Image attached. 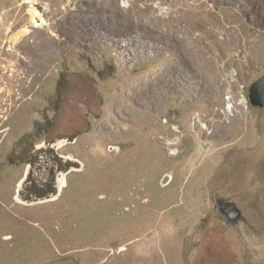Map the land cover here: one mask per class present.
I'll return each mask as SVG.
<instances>
[{"label": "rangeland", "instance_id": "rangeland-1", "mask_svg": "<svg viewBox=\"0 0 264 264\" xmlns=\"http://www.w3.org/2000/svg\"><path fill=\"white\" fill-rule=\"evenodd\" d=\"M261 75L264 0H0V264H264Z\"/></svg>", "mask_w": 264, "mask_h": 264}, {"label": "flooded vegetation", "instance_id": "flooded-vegetation-1", "mask_svg": "<svg viewBox=\"0 0 264 264\" xmlns=\"http://www.w3.org/2000/svg\"><path fill=\"white\" fill-rule=\"evenodd\" d=\"M181 143V142H180ZM175 145V146H174ZM181 144L176 145L173 143V146H171L173 152H177L181 149ZM48 157H50L49 155H47ZM40 160L41 161V165L38 169L34 170L33 172H31V175L33 177H35L34 179H37L39 181H36V184H31L30 185V196H36L40 193H45V190L47 188H45L47 182H51L49 181L50 179H54L53 181L57 183V179L58 176L56 177L57 173H60L61 169H65L67 167V165L65 164L67 162V159H63L64 157H57V160L55 161H50L48 158V160L46 161V156L45 154H41L40 155ZM32 166H29V169L31 170ZM34 169V168H32ZM47 171V179H44L43 175L44 173ZM27 180V179H26ZM53 187V184L50 183L49 187ZM56 187V184L54 185L53 188ZM45 188V189H44ZM212 200L214 201V209L217 213V217L216 219H218L220 222H222L221 225L225 226H230V227H237L239 225H243V224H247L248 221V216L247 213L243 210V207H239V205H237V203L233 200H231L229 197H223L220 196L218 191H215L213 193L212 196ZM234 204V205H233ZM208 256V255H203L201 256V262L205 263L204 258ZM194 262V261H192ZM195 263V262H194ZM193 263V264H194Z\"/></svg>", "mask_w": 264, "mask_h": 264}, {"label": "water", "instance_id": "water-1", "mask_svg": "<svg viewBox=\"0 0 264 264\" xmlns=\"http://www.w3.org/2000/svg\"><path fill=\"white\" fill-rule=\"evenodd\" d=\"M248 99H249V103L252 106L259 107V108H261V107L264 106V75H261L260 77H258L257 79H255L249 85V88H248ZM47 148H48V143L47 142H44L42 144L35 145L34 148H33L34 149L33 152L45 153L46 151H44V150H46ZM33 154H35V153H33ZM47 155H49V152L48 151L46 152L45 156H47ZM56 155L58 157H61L62 156V155H58L57 153H56ZM31 156H32V154H31ZM32 161H36L37 162L38 159H34L33 158ZM75 163L78 164L79 161L75 160ZM66 171H64L63 174Z\"/></svg>", "mask_w": 264, "mask_h": 264}, {"label": "bare ground", "instance_id": "bare-ground-1", "mask_svg": "<svg viewBox=\"0 0 264 264\" xmlns=\"http://www.w3.org/2000/svg\"><path fill=\"white\" fill-rule=\"evenodd\" d=\"M36 14H37V13H36ZM36 14H35V15H36ZM36 20H37V19H36ZM245 101H246V100H245Z\"/></svg>", "mask_w": 264, "mask_h": 264}]
</instances>
